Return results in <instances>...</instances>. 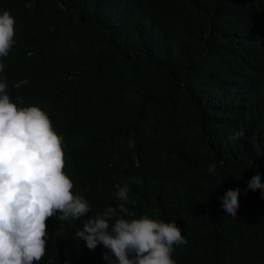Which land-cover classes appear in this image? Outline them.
<instances>
[{
	"label": "trees",
	"instance_id": "obj_1",
	"mask_svg": "<svg viewBox=\"0 0 264 264\" xmlns=\"http://www.w3.org/2000/svg\"><path fill=\"white\" fill-rule=\"evenodd\" d=\"M0 10V137L19 124L39 162L55 145L67 167L51 181L78 215L136 245L152 227H182L178 264H264V0ZM53 232L110 264L75 224Z\"/></svg>",
	"mask_w": 264,
	"mask_h": 264
},
{
	"label": "clouds",
	"instance_id": "obj_2",
	"mask_svg": "<svg viewBox=\"0 0 264 264\" xmlns=\"http://www.w3.org/2000/svg\"><path fill=\"white\" fill-rule=\"evenodd\" d=\"M9 12L0 10V20ZM3 54L1 45L0 62ZM25 144V131L17 123L9 135L0 137V264H88L74 240L53 232L58 223L75 224L84 236L106 246L103 259L110 264H178L176 252L187 243L185 229L160 224L149 229L142 245L107 232L105 217L78 215L76 199L54 187L51 175L62 172L65 178L67 167L55 145L39 162L32 153L22 152Z\"/></svg>",
	"mask_w": 264,
	"mask_h": 264
}]
</instances>
